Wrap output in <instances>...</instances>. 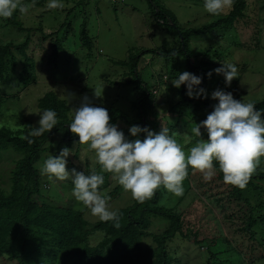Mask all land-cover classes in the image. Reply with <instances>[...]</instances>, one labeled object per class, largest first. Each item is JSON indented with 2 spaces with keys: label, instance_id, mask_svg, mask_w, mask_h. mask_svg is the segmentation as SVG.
Here are the masks:
<instances>
[{
  "label": "rangeland",
  "instance_id": "obj_1",
  "mask_svg": "<svg viewBox=\"0 0 264 264\" xmlns=\"http://www.w3.org/2000/svg\"><path fill=\"white\" fill-rule=\"evenodd\" d=\"M246 17L232 26L210 28L206 35L196 34L189 40L194 66L209 61L210 67L201 74L202 87L207 100L216 89L231 92L234 99L254 104L264 99V31L260 37L262 49L256 48L258 19L262 14L264 0H248ZM25 3L24 0H21ZM47 2V0H46ZM160 4L174 14L184 31H198L213 25L226 17L231 7L219 15L208 14L203 7L204 0H159ZM148 0H63L62 7L48 9L33 6L27 14L18 11L10 18L0 19V40L13 43L14 47L24 46L23 54L17 56L15 68L9 67L7 84L0 87V127L20 132H28V127L38 126L39 100L48 92L54 91L72 110L79 107L85 97L96 107L118 109L135 118L132 105L140 99L141 93L127 85L132 80L130 71H125L116 62L127 60L131 55L144 50L157 49L164 43L178 49L176 39L154 23L150 16ZM13 23H17L16 26ZM86 25L92 48L82 42V28ZM21 28V30L19 29ZM220 49L223 57L220 62L215 52ZM205 53H210L208 56ZM225 61L234 63L238 75L226 86L223 75L207 73L220 67ZM146 86L153 90V110L151 119L160 122L155 130L169 127L173 138L187 152L196 137L185 143L184 134H190L195 123L206 119L210 113L204 100L196 103L176 105L181 101V85L175 88L171 81L178 73L188 71L184 56H172L168 63L164 59L146 54L141 58L137 69ZM23 75H29L30 82H21ZM198 99V98H192ZM165 123V125H164ZM201 139L207 140L202 132ZM66 147L62 136L58 135L43 146L44 153L36 164L39 171L49 154L56 156ZM72 154L67 158L66 169L98 172L94 152L86 145L69 148ZM24 154L15 149L0 150V195L13 193L12 174ZM264 172V157L254 173ZM253 173V174H254ZM252 174V175H253ZM100 191L108 197L119 185L116 180ZM250 187H244L245 201L229 199L232 188L220 179V172L214 171L209 178L198 170L189 167L183 181V194L176 196L166 190L161 199L169 209L176 208L182 214V232L191 233L183 239L178 232L167 243V249L175 264H264V180H253ZM39 201L47 207H72L78 211L87 224L100 223L75 201L71 195V180L59 181L41 175ZM116 188V189H115ZM221 199V200H220ZM231 200V201H230ZM136 200L130 192H118L110 197L109 205L118 214L131 207ZM220 201V202H218ZM145 205L138 210L141 211ZM151 224L145 230L148 236L142 239L144 248H154V236L163 235L172 227L168 219L150 215ZM251 222L249 231L244 228ZM198 234L201 244L195 242ZM103 232H95L87 238V244L95 246L104 240ZM217 239L216 244L210 240ZM212 244V245H211ZM254 257L253 261L250 257ZM0 264H17L0 257Z\"/></svg>",
  "mask_w": 264,
  "mask_h": 264
},
{
  "label": "trees",
  "instance_id": "obj_2",
  "mask_svg": "<svg viewBox=\"0 0 264 264\" xmlns=\"http://www.w3.org/2000/svg\"><path fill=\"white\" fill-rule=\"evenodd\" d=\"M24 1L28 2V0ZM45 3L46 0H35L34 5L42 7ZM148 3L151 9L150 16L154 23L161 27L169 37L176 39L179 47L176 49L164 43L162 47L157 49L144 50L131 55L127 60L116 62V65L122 67L126 72L130 71L129 75L125 74L132 79L127 82V85L134 87L142 96L132 105V110L135 111L134 119L118 109L108 111L110 123L115 124L118 130L123 131L130 141L133 139L143 140L146 135L141 132L137 137H131L128 132L131 126L138 125L153 133H158L155 129L161 124L151 119L153 90L146 86L145 81L137 71L141 58L146 54H152L168 63L172 56H184L186 64L191 65V73L202 77L203 70L209 68L211 62L210 59L209 61L204 59V62L201 61L197 66L192 64L189 44L191 36L206 35L210 28L216 26H232L239 19L246 17L249 8L248 0H233L231 10L226 17L201 30L186 32L178 23L176 16L162 6L159 0H148ZM260 11L264 13V5L261 6ZM257 19L256 27L259 35L257 41H259L264 31V14ZM10 20L13 22V18ZM14 24L19 26L17 23ZM19 29L21 30V28ZM82 42L88 49L92 48L86 25L82 28ZM255 45L257 49L263 48L260 41ZM24 50V46L14 47L13 43H3L0 40V87L7 84L9 67L15 68L17 60L15 53L23 54ZM209 54L205 53L206 56ZM221 54L220 49L215 52L218 62L223 58ZM21 82L25 86L28 85L30 82L29 75H23ZM203 86L204 83L201 82L198 87L202 88ZM185 93L186 88H181V101L176 105L177 108H182L183 104L204 100L207 110L212 111V101L206 98L190 99ZM1 106L0 102V109ZM255 106L257 110L264 113V99L256 103ZM38 108L41 111L45 109L55 110L58 123L49 133L45 132L40 137L32 138L33 143L29 144L24 138L27 132L23 133L0 127V150L15 149L24 154V158L19 160L15 172L12 174L13 193L6 197L0 195V257L11 262H17V264H175V259L171 257L167 249V243L173 239L176 232L183 239H188L192 231L191 233L182 232L184 220L179 210L176 208L169 209L165 204L160 203L166 192L163 186L158 188L150 199H145L143 202L136 200L131 207L123 209L119 213L118 227L114 226L113 221H102L89 225L83 220L82 215L72 207H47L40 203L41 175L36 169V164L44 153L43 146L58 135L62 136V143L68 148L79 144L74 143V141H78V137L74 136L67 126L72 119L71 108L67 102L61 100L54 91H50L39 100ZM262 118H264V114H262ZM202 132L205 131L201 129V136ZM169 135L173 136L170 127ZM198 139L196 137V140ZM103 175L104 183L100 186L99 191L110 186L109 180H115L111 173H103ZM220 179L223 181L221 173ZM253 180H264V172L254 173L246 187L254 185ZM228 185L232 188L229 199L234 197L237 201H245L244 188ZM116 188L109 197L122 192L120 185ZM143 205H145L144 208L139 211L138 209ZM150 215L168 219L172 225L169 231L163 235L153 237L155 243L153 249L144 248L142 245V239L148 236L145 230L151 224ZM250 226L251 222L244 228V231H249ZM100 231L105 235L104 240L95 246L90 243L87 244V238ZM194 236L197 244L203 242L198 240L197 233ZM217 239L210 240V242L216 244ZM253 259L254 257L251 256L250 260L253 261Z\"/></svg>",
  "mask_w": 264,
  "mask_h": 264
},
{
  "label": "clouds",
  "instance_id": "obj_3",
  "mask_svg": "<svg viewBox=\"0 0 264 264\" xmlns=\"http://www.w3.org/2000/svg\"><path fill=\"white\" fill-rule=\"evenodd\" d=\"M233 0H204V10L210 15H219L232 6ZM35 0L22 3L21 0H0V19L11 18L17 11L27 14ZM63 0H47L48 9L62 7ZM223 75L228 86L238 75L234 63L225 61L207 73ZM202 78L188 71L178 73L171 81L179 89L186 88V95L192 98H209L201 84ZM210 99L216 101L206 119L195 123L190 134H184L185 143L192 137L199 138L187 152L181 144L169 135L167 127L158 133L133 125L128 129L131 137L141 132L143 140H129L123 131L110 123L108 110L93 106L85 97L79 107L72 110L69 131L78 137L77 145H86L94 152L95 163L100 171L92 168L89 172L66 169L67 158L72 150L64 147L59 154H49L40 167L41 175L59 181L71 180V195L81 206L100 221H113L118 227L119 214L111 209L110 197L102 194L99 188L104 183L103 173H111L121 188L132 197L143 202L150 199L155 191L163 186L167 191L180 196L183 194V181L188 169L202 172L209 178L214 171L222 174L223 182L243 189L264 157V118L253 102L234 99L231 92L214 90ZM38 126L28 127L24 137L29 144L35 137L50 132L58 123L57 113L45 109L39 113ZM201 129L207 133V140L201 139Z\"/></svg>",
  "mask_w": 264,
  "mask_h": 264
}]
</instances>
